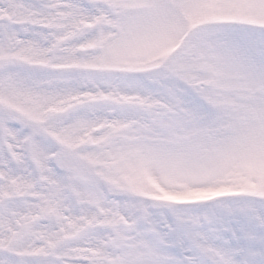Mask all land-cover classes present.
Segmentation results:
<instances>
[{
  "label": "snow or ice",
  "instance_id": "snow-or-ice-1",
  "mask_svg": "<svg viewBox=\"0 0 264 264\" xmlns=\"http://www.w3.org/2000/svg\"><path fill=\"white\" fill-rule=\"evenodd\" d=\"M0 264H264V0H0Z\"/></svg>",
  "mask_w": 264,
  "mask_h": 264
}]
</instances>
